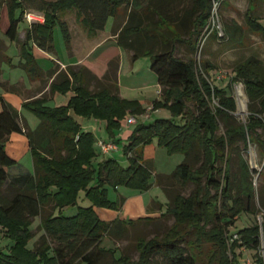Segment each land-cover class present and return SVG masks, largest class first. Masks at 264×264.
Listing matches in <instances>:
<instances>
[{
  "label": "trees",
  "instance_id": "trees-1",
  "mask_svg": "<svg viewBox=\"0 0 264 264\" xmlns=\"http://www.w3.org/2000/svg\"><path fill=\"white\" fill-rule=\"evenodd\" d=\"M176 0H10V22L6 34L15 40L19 23L25 9L35 8L45 13V22L34 24L27 32L21 55L25 59L24 68L31 76L41 75L34 55L29 48V40H34L46 51L54 50V29L59 23L67 42L70 31L60 13L77 9L93 30H103L110 16L116 20L127 9L123 25H116L113 34L117 43L131 53L134 61L149 56L151 68L157 75L161 99L152 104V111L161 107L171 109L174 118H157L151 123H139L124 143V153L129 164L124 166L115 157L104 156L95 147V135L84 130L79 120L97 118L106 121L110 138H115L114 130L119 128V120L127 114L143 115L147 108L138 99H129L119 94L117 85L118 63L110 67L103 79L98 78L88 68L82 66L77 71L68 68L61 71L51 83L52 92L73 90L74 94L66 104L50 106L45 97L24 102V108L40 119L35 129L28 132L20 121V115L10 107L0 95L3 110L0 112V197L2 186L7 180L6 167L16 164L5 148V140L13 131L26 133L34 162V172L18 175L11 179L17 193L9 202L0 199V227L12 240L8 251L0 249V264H99L104 254L111 256L108 264H160L156 259L163 257L166 264H198L195 252L184 244L191 243L188 236L193 234L192 243L207 242L212 249L209 260L219 264H238L235 249L241 245L259 250L262 244L260 225L255 223L238 231L241 243L229 238L228 227L232 226L241 210L255 213L252 191L245 194L242 201L234 196L230 157L227 148L240 135L246 145L258 143L264 151V136L258 131L264 129V64L253 56L237 65L234 80L244 84L249 99L248 121L232 125L231 112L237 109L236 100L227 88L213 84L205 74L212 66L204 63L200 69L194 59H185L176 54L175 43L184 41L191 52L196 51V41L202 30L209 25L214 4L225 0H193L184 11H173ZM264 0H250L256 3ZM20 8L19 15L16 10ZM129 9V10H128ZM248 25L251 30L263 36L264 22L248 9ZM173 23L176 30L170 31L165 25ZM179 25L191 26L189 37L179 31ZM231 33V29L228 30ZM218 31L213 35L217 36ZM58 68L47 72L52 76ZM89 78L98 83L91 89ZM110 84L114 85V91ZM192 102L194 108L189 106ZM186 117L184 122L175 118ZM228 125L226 133L217 135L218 118ZM157 139L168 153L180 152L185 159L176 169L157 177L151 182L153 171L148 160L141 159L138 146L147 145ZM194 155L202 157L199 166L189 161ZM242 178L248 180L249 163L239 154ZM179 179L195 184L194 191L186 196L175 193L170 198L169 180ZM158 183L168 196L165 214L174 217L170 228L162 235L145 239L138 237L135 247L138 258L128 254L116 256V248L102 246L103 238L109 234L122 235L128 226L143 219L108 222L100 218L96 207L119 210L125 197L116 200L109 197L108 185L115 190L125 186L140 191L148 190ZM243 184V181H242ZM81 191L90 200L89 205H78ZM245 192V189L242 188ZM77 205L76 213L66 215L65 209ZM53 210L48 212L47 208ZM58 211L55 214V211ZM256 214V213H255ZM40 216L44 234L41 243L34 248L28 246L33 235L30 229L32 218ZM148 220V219H145ZM51 238L57 242L52 245ZM232 251L234 256H229ZM255 264H264V259L255 255Z\"/></svg>",
  "mask_w": 264,
  "mask_h": 264
},
{
  "label": "rangeland",
  "instance_id": "rangeland-1",
  "mask_svg": "<svg viewBox=\"0 0 264 264\" xmlns=\"http://www.w3.org/2000/svg\"><path fill=\"white\" fill-rule=\"evenodd\" d=\"M8 3L10 0H7ZM226 3H215L212 11V15L209 20V25L206 26L201 35L198 37L196 41V51L191 52L189 49V44L184 41H177L175 43L176 46V54L185 59L192 58L196 61L197 67L201 71V67H204V63L208 62L212 69L210 70L209 75L205 74V76L215 85L219 87L227 88L228 92L233 96L237 103V109L235 112H231L232 118L230 120V124L239 125L245 124L248 121V116L250 114L249 111V99L245 92L244 84L240 80H234L236 75L235 68L237 65L241 64L243 61H246L248 58L256 56L262 63L264 64V39L263 36L257 32H254L249 28L247 19H248V9L253 8L255 15L260 19L261 22H264V2L257 1L256 3L250 2V0H225ZM193 0H176L174 3L173 11L182 12L187 7H190ZM7 8V5L0 0V20L2 18V14L4 9ZM124 10V11H123ZM129 10V9H128ZM122 15L114 21V17H109V25H113V29L116 25H123L126 16L127 9H122ZM71 19L73 20L75 17V13H71ZM25 21V19H24ZM114 22V24H113ZM21 26H25L21 23ZM166 29L170 31H175V25L173 23H168L165 25ZM54 31V43L58 55L62 58L69 57L70 51V42L66 41L61 25L58 23L55 27ZM179 31L181 35L185 38L189 37V30L192 28L191 26H182L179 25ZM231 29V33L228 30ZM215 31H218L217 36L213 35ZM71 34V33H70ZM103 35V34H101ZM73 39V44L76 45L78 40H82V37H86V34L82 31L79 34L73 35V31L71 34ZM101 36L93 41H97ZM111 43V42H110ZM114 43V42H113ZM113 45V44H112ZM117 45V44H114ZM110 44L102 45L101 47H96L94 49V53L92 54V58L98 57L101 53L110 49ZM119 47L127 53V51L119 45ZM128 53H130L128 51ZM6 54L10 56L12 59L3 60L4 63L0 66V80L2 79H11L14 82L19 79L24 80L26 83L29 81V74L27 75L24 69L15 68L11 64V60L17 61L19 56H21L18 43L12 42L8 47L0 41V61L3 59V55ZM36 54V53H35ZM38 55L47 58V55L38 53ZM131 55V53H130ZM50 57V56H48ZM123 60V58H122ZM119 62L118 58H115L113 61V65ZM145 64H151V60L149 56H142L139 59V66L136 67L135 75L131 74L129 71V67L127 62L124 61V70L122 76V92L127 94L128 96H133L134 93L128 91L125 86H133L145 84L149 92L148 96L158 97L156 94V89L152 87V79L150 76L153 75L155 77V81L157 78L156 73L149 72L146 69ZM150 71V70H149ZM139 72V74H138ZM151 73V75H150ZM29 77V78H28ZM154 79V78H153ZM89 83L93 84L94 87L92 89H96L99 84L94 83L91 78H89ZM111 89L114 91V85L110 84ZM0 92H5V86L0 82ZM130 92V93H128ZM73 90H68L66 92H56V96L54 99L49 101L50 106H57L66 104L70 97L73 95ZM50 92H48V96ZM20 94H6V100L11 104V107L15 110H19L20 107ZM133 99L134 97H129ZM153 100V99H151ZM6 102V101H5ZM144 106V105H143ZM146 106V105H145ZM144 108H148L145 107ZM152 106V105H151ZM150 106V107H151ZM189 106L194 108L192 102H189ZM3 110V105L0 102V112ZM24 118H26L27 122L23 119L21 123L24 125V128L28 132L29 129H35L40 123V119L36 114L29 111L28 109L22 107L18 111ZM72 114L79 120L84 130L92 131L95 135V147L99 151V147L97 145V140L99 139H107L110 138V134L106 129V121L97 119V118H82L75 115L74 112ZM147 114L150 117L146 118L144 115L138 114H127L125 117L119 120L120 126L119 128L114 130L115 138L119 140V153L115 155V153L107 154V157H115L120 163L124 166L129 164V159L127 155L124 153V143L128 140L129 136L133 132V130L139 125V123H151L157 118H174L172 111L168 107H161L157 110L152 111L151 109L147 111ZM134 115L138 118V122L129 123L128 118ZM178 122H184L186 117L175 118ZM219 129L217 131V135H223L226 133L228 125L225 121L219 117ZM28 124V125H27ZM31 127V128H30ZM258 131L262 133L264 136V129L259 128ZM157 145L155 146V150L152 146L147 147L146 145L138 146V152L141 154L140 158L144 160H148V163L151 165L153 176L151 182L155 181L156 173L157 177L160 181H164V176L162 172L172 173L176 167L182 163L185 159V155L180 152L168 153L167 148L160 146L157 142V139H154L152 143ZM147 147V148H146ZM5 148L10 156L14 157L17 162L16 164L6 167L7 170V180L3 184L1 192L2 196L0 199L3 202H9L17 193V189L11 184V179L18 175H24L28 173L34 172V162L32 154L29 150V139L26 133L13 131L7 140H5ZM231 151L230 157V165H231V173L232 180L234 183L233 193L234 196L239 197L242 201L247 200L245 194L247 192L250 193L252 191L254 197L252 201V205L254 208V212L248 210H241L237 215V218L234 224L228 227L227 233H235L241 229L246 227H250L255 223L260 225V233L262 238V243L264 244V151H262V147L255 142L250 141L247 145L244 142L243 138L240 135H236L234 138L233 144L226 149ZM147 152L149 155L147 156ZM239 154H241L245 160L249 163L250 175L245 180L242 178V173L240 169V159ZM102 154L99 158L102 159ZM189 161L195 166H199L202 162V157L199 160H196L194 155L189 157ZM243 181V184H242ZM165 182V181H164ZM167 185L170 187V198H173L175 193H181L183 195H190L194 189L195 184L192 182L184 183L179 179L169 180ZM109 188V197L111 199H115L117 196V191L108 185ZM242 188L245 189V192L242 191ZM129 189V188H128ZM122 193V191H121ZM90 200L86 197L85 192L81 191L78 197V205H89ZM77 205L74 207H69L65 209L66 215H72L77 211ZM48 212L53 211L50 208H47ZM166 212V211H165ZM55 214L58 213L56 210ZM142 221L137 222L136 224L130 225L125 233L122 235L109 234L103 238L102 246L105 248H116V255L120 256V252L128 254L133 259L138 258V251L135 247V242L138 237H142L145 239L152 238L154 235H162L166 232L174 221V217L170 214H163L160 218L158 217H143ZM148 219V220H145ZM136 221V220H135ZM30 229L33 232L32 237L28 241V246L34 248L35 246L40 245L41 236L44 234L43 227L41 226V218L40 216H36L32 218V222L30 223ZM188 239L191 243H185L186 247H193L192 249L198 258V264H219L218 262H211L209 260V256L211 254V245L207 242H202L201 244L192 243L195 239L193 234L188 236ZM48 240L52 243V245H57V242L50 237ZM238 240L241 243L240 239ZM234 240H232V243ZM12 240L9 236L6 235L5 229L0 227V249L8 251L9 247L12 244ZM118 248L120 250H118ZM238 264H248L247 260L255 262V255L259 254L257 249L249 248L245 245H241L235 249ZM229 256L232 258L234 256L232 251H229ZM160 264H166L163 260V257L158 256L156 258ZM111 261V256L104 254L101 256L99 260V264H108Z\"/></svg>",
  "mask_w": 264,
  "mask_h": 264
},
{
  "label": "crops",
  "instance_id": "crops-1",
  "mask_svg": "<svg viewBox=\"0 0 264 264\" xmlns=\"http://www.w3.org/2000/svg\"><path fill=\"white\" fill-rule=\"evenodd\" d=\"M3 2L7 5V8L4 9L2 18L0 20V41L3 44H5L7 47L9 44H12V42H17L19 51L21 54L22 45L25 44L26 42L28 30L32 27V25L40 24L39 22H30L25 17V13L27 11H31V12L38 13L40 15H44V16L46 15L44 12L39 11L35 8L25 9L23 19L19 23L18 35L15 40H11L6 34V31L9 26V22H10V10L8 6V1L3 0ZM20 10H21L20 8L16 10L15 12L16 15H19ZM72 12L75 13V17L73 20L71 19ZM60 15H61V21L66 22L71 34H72V31H73V35L79 34V32L82 31L83 33L86 34V37L85 38L82 37V40H78V43L76 45L73 44V40H70V51H69V57L67 58H62L60 55H58V52L55 47V43H54L53 51H46L42 49L40 46H38L34 40H29L28 42L29 48L34 55V59L37 65L39 66L40 70H42V74L36 75L34 77L31 76L23 66L25 59L22 57V55L19 56L17 61L11 60V63H12L11 65L13 67H15L16 69L23 68L24 71L26 70L25 73L27 72L29 74L30 78L28 77L29 81L27 83L21 79L14 82L11 79L1 78L0 82L3 83V85L5 86V92H2V93L0 92V95L3 97V99L6 101V103L10 107H11V104L6 100L5 95L6 94L10 95L13 93L21 95L19 110L22 107H24L23 106L24 102L35 99V98H40V97H45L47 99V104L49 105V101L51 99H54V97L56 96V92H52L50 86H51V83L55 80V77L57 76L59 72L67 71L68 68H71L72 70L77 71L80 67L84 66L88 68L98 78L103 79V77L108 72H111L110 67L112 66L111 64L113 63L115 58L119 59L118 68L116 70V74H117L116 79H117V85L119 87V94L122 97H126V98L134 97L133 99H138L142 105L144 106L146 105L145 107H148L147 109H149V107L153 104L154 100L161 99L160 85L158 83L157 78L155 81V77H153L151 73H150L151 75L150 79H152V83H153L151 88L153 89L154 87L157 92L156 94H158V97H155V99L153 98L154 96H148L149 92L147 91V89H149L150 87H147V85L145 84L144 85L138 84V85H133L130 87L125 86L128 89V91H130L131 93H134L133 96L132 95L128 96L127 94H124L122 92V84L120 83V80L122 82V76L124 74L123 73L124 61L127 62V65L129 67V71L131 72V74L135 75L136 67L139 66L138 64H141V63H138L140 57L133 61L131 59L130 53H128V51L127 53H124V51L119 47V44L117 43L115 36L113 34V25L112 27L111 25H109L110 24L109 19L103 30H93L87 23L86 19L80 16L78 10L75 8L64 11L60 13ZM115 20L116 19L114 18V21ZM21 23H23L25 26L22 27ZM99 36L101 37L97 39V41L93 42L96 39V37L98 38ZM70 39H73V38L71 37ZM106 44L107 45L110 44L111 46H113L114 44H117V45H114L115 47H110L109 50L101 53L98 57L92 58L94 49L96 47H101L102 45H106ZM38 53L47 55V58L46 57L44 58L43 56L38 55ZM9 58L12 59L10 56H7L6 54H4L3 59L0 61V66L4 63L5 60ZM144 65L146 69L148 70V74L149 72H154L151 68V64L144 63ZM55 67L58 68V71L52 76H48L47 72L51 69H54ZM87 75L88 74L86 73L87 82H88L89 75L88 76ZM92 81L94 82V80ZM89 86L91 89L94 87L93 84H89ZM48 92H50L49 96H48ZM19 110H15V111L18 112ZM19 115H20L21 120L24 119L27 122L26 118H24L20 113ZM106 140H112V139L107 138ZM124 141L127 142V140H124ZM146 146L147 147L152 146L155 150V146L157 145L154 142V143L147 144ZM29 150H30V147H29ZM117 153H119V151ZM117 153H115V155ZM148 155L149 153L147 152V156ZM102 156L104 155L102 154ZM105 156H107V154ZM162 173L170 174L166 172H162ZM116 191H117V196L114 200L120 197H125L123 206L119 210L105 208V207H96V210L100 218H102L105 221L113 222V221L120 220L124 223H127L129 220L137 221L138 219L143 218V217H154V218L159 217L160 218L167 209L168 196L165 193L164 189L156 182L152 185L150 189L145 190V191H140V190L131 189V188L128 189L125 186L117 187ZM118 250L120 249L118 248ZM120 255H121V252H120Z\"/></svg>",
  "mask_w": 264,
  "mask_h": 264
},
{
  "label": "built area",
  "instance_id": "built-area-1",
  "mask_svg": "<svg viewBox=\"0 0 264 264\" xmlns=\"http://www.w3.org/2000/svg\"><path fill=\"white\" fill-rule=\"evenodd\" d=\"M25 17L30 22H39V23L45 22V16L40 15V14L35 13V12L27 11L25 13ZM150 109L152 110V106L149 107V109H147V111ZM143 115L146 118L150 117V115L147 114V112ZM128 122L129 123H136V122H138V118L134 115H131L128 118ZM97 145H98L101 153L104 155L115 153L119 150V145L116 142H114L113 140L99 139V140H97ZM236 239H240V234L238 232L233 233V235L229 238V241L231 243L232 240L235 241ZM258 252H259V255L264 259V244L263 243L261 244V247L259 248ZM247 262H248V264H255V262L250 261V259H248Z\"/></svg>",
  "mask_w": 264,
  "mask_h": 264
}]
</instances>
